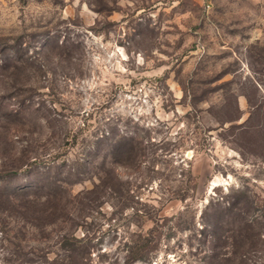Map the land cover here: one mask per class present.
Instances as JSON below:
<instances>
[{
    "label": "rangeland",
    "instance_id": "rangeland-1",
    "mask_svg": "<svg viewBox=\"0 0 264 264\" xmlns=\"http://www.w3.org/2000/svg\"><path fill=\"white\" fill-rule=\"evenodd\" d=\"M0 264H264V0H0Z\"/></svg>",
    "mask_w": 264,
    "mask_h": 264
},
{
    "label": "trees",
    "instance_id": "trees-1",
    "mask_svg": "<svg viewBox=\"0 0 264 264\" xmlns=\"http://www.w3.org/2000/svg\"><path fill=\"white\" fill-rule=\"evenodd\" d=\"M122 152H126L129 156H130V159L132 160V153L134 152V149H133V145L132 143L129 141V142H124V143H121L118 147H117V150H116V153L117 154H121ZM137 157V156H136ZM133 158L135 159V155L133 156ZM116 177V176H115ZM117 178V177H116ZM100 184H104V180L101 181V179L99 180V183L95 185V188L100 186ZM217 229H218V224L217 222H214L213 224H211L209 227H204L203 230L205 231H209L210 233V237H215L216 236V233H217ZM244 229H246V231H250V225L249 223L244 220ZM220 258L219 260H224L225 262H227L229 259V257H223L222 254L219 255ZM133 259H141V257H137V256H131ZM225 258V259H223ZM243 259V258H242Z\"/></svg>",
    "mask_w": 264,
    "mask_h": 264
},
{
    "label": "bare ground",
    "instance_id": "bare-ground-1",
    "mask_svg": "<svg viewBox=\"0 0 264 264\" xmlns=\"http://www.w3.org/2000/svg\"><path fill=\"white\" fill-rule=\"evenodd\" d=\"M214 182H215V181H213V184H215Z\"/></svg>",
    "mask_w": 264,
    "mask_h": 264
}]
</instances>
